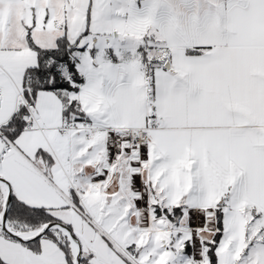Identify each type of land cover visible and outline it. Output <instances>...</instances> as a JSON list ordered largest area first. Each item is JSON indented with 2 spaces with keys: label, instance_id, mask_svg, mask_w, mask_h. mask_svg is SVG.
<instances>
[{
  "label": "snow or ice",
  "instance_id": "6c2138e0",
  "mask_svg": "<svg viewBox=\"0 0 264 264\" xmlns=\"http://www.w3.org/2000/svg\"><path fill=\"white\" fill-rule=\"evenodd\" d=\"M0 264H264V0H0Z\"/></svg>",
  "mask_w": 264,
  "mask_h": 264
}]
</instances>
